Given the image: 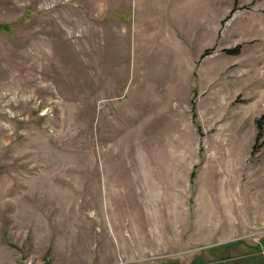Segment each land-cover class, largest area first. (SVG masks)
Masks as SVG:
<instances>
[{"label": "rangeland", "instance_id": "obj_1", "mask_svg": "<svg viewBox=\"0 0 264 264\" xmlns=\"http://www.w3.org/2000/svg\"><path fill=\"white\" fill-rule=\"evenodd\" d=\"M263 117L264 0H0V264H264Z\"/></svg>", "mask_w": 264, "mask_h": 264}, {"label": "trees", "instance_id": "obj_2", "mask_svg": "<svg viewBox=\"0 0 264 264\" xmlns=\"http://www.w3.org/2000/svg\"><path fill=\"white\" fill-rule=\"evenodd\" d=\"M228 51H230V52H234V51H237V49H231V50L229 49ZM263 118H264V117H263ZM261 121H262V120L259 119V122H261ZM259 122H258V123H259ZM258 125H259V124H258Z\"/></svg>", "mask_w": 264, "mask_h": 264}, {"label": "built area", "instance_id": "obj_3", "mask_svg": "<svg viewBox=\"0 0 264 264\" xmlns=\"http://www.w3.org/2000/svg\"><path fill=\"white\" fill-rule=\"evenodd\" d=\"M23 264H32L31 262H25V263H23Z\"/></svg>", "mask_w": 264, "mask_h": 264}, {"label": "crops", "instance_id": "obj_4", "mask_svg": "<svg viewBox=\"0 0 264 264\" xmlns=\"http://www.w3.org/2000/svg\"><path fill=\"white\" fill-rule=\"evenodd\" d=\"M122 6H123V3H122ZM129 7H130V5H129Z\"/></svg>", "mask_w": 264, "mask_h": 264}]
</instances>
